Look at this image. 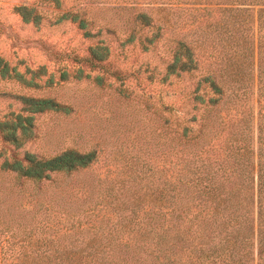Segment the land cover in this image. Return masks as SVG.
Returning a JSON list of instances; mask_svg holds the SVG:
<instances>
[{"label":"rangeland","instance_id":"obj_1","mask_svg":"<svg viewBox=\"0 0 264 264\" xmlns=\"http://www.w3.org/2000/svg\"><path fill=\"white\" fill-rule=\"evenodd\" d=\"M225 7H231L226 0H0V59L11 73L0 75V121L20 112L17 95L70 109L35 116L33 137L19 149L0 137V264L51 253L44 244H83L104 217L98 194L108 181L139 174L142 164L147 176L152 169L166 172L168 133L152 107L172 106L180 117L189 82L161 80L181 42L204 47V69H212L213 24ZM17 8L36 22H24ZM71 15L85 21L90 37ZM91 49L107 51L101 67L75 61ZM66 150L95 151L97 159L88 169L41 183L1 167L24 152L53 157ZM126 164L133 171L124 173Z\"/></svg>","mask_w":264,"mask_h":264},{"label":"trees","instance_id":"obj_2","mask_svg":"<svg viewBox=\"0 0 264 264\" xmlns=\"http://www.w3.org/2000/svg\"><path fill=\"white\" fill-rule=\"evenodd\" d=\"M226 1L231 7L220 8L213 24L212 69H204V47L181 42L161 80L189 82L180 117L172 106L152 107L168 133L166 172L147 176L144 164L139 174L126 164L124 173H134L99 190L104 217L88 241L44 244L53 251L9 257V264H264V0ZM17 12L36 22L26 9ZM71 20L91 36L84 20ZM103 52L74 59L98 68L108 56ZM0 75L11 76L2 59ZM14 99L21 110L0 121V137L15 149L32 139L35 116L70 111L53 99ZM96 159L95 151L24 152L1 167L41 183L88 169Z\"/></svg>","mask_w":264,"mask_h":264}]
</instances>
